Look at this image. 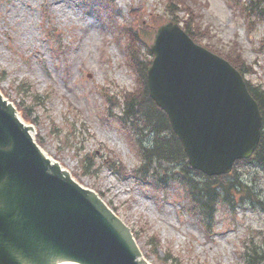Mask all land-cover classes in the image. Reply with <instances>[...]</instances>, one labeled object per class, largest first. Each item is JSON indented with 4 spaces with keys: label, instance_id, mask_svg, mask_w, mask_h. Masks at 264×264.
<instances>
[{
    "label": "rangeland",
    "instance_id": "1",
    "mask_svg": "<svg viewBox=\"0 0 264 264\" xmlns=\"http://www.w3.org/2000/svg\"><path fill=\"white\" fill-rule=\"evenodd\" d=\"M189 2L207 34L201 44L264 89V19L241 14L245 0ZM169 14L164 0H0V92L26 111L43 152L131 227L151 264H247L249 248H264V171L234 165L249 198L218 201L205 221L170 180L177 162L156 170L153 159L154 178L141 170L144 148L156 153L148 128L122 124L128 94L141 101L149 46L156 27L175 20ZM159 179L169 187L156 189Z\"/></svg>",
    "mask_w": 264,
    "mask_h": 264
},
{
    "label": "water",
    "instance_id": "2",
    "mask_svg": "<svg viewBox=\"0 0 264 264\" xmlns=\"http://www.w3.org/2000/svg\"><path fill=\"white\" fill-rule=\"evenodd\" d=\"M147 91L190 168L226 175L259 145L261 117L243 76L178 24L157 29ZM0 93V264H150L132 230L34 141Z\"/></svg>",
    "mask_w": 264,
    "mask_h": 264
},
{
    "label": "trees",
    "instance_id": "3",
    "mask_svg": "<svg viewBox=\"0 0 264 264\" xmlns=\"http://www.w3.org/2000/svg\"><path fill=\"white\" fill-rule=\"evenodd\" d=\"M167 12L171 13L169 16L175 19L173 22H178L183 25L184 31L189 34V36L194 40V42L201 43L200 41H204L207 39V34L201 28L200 22L196 20V18L192 17V13L194 14L193 8L194 6H190L189 0H165ZM245 3L241 4L239 9L241 14L249 15L248 9H251L252 12L261 19H264V0H245ZM182 12L183 17L178 19V14ZM205 45V44H204ZM206 48H209L205 45ZM210 49V48H209ZM216 52V51H213ZM228 61L234 65L239 72L238 62L232 61L228 56H225ZM146 69L143 68V72L145 73ZM242 74V72H241ZM142 79V78H141ZM144 80V78H143ZM146 84L144 80V87L142 88V98L140 102L130 99V94L124 100L123 105V116H122V124L125 122L132 123V127L135 129L139 126L136 125V120L140 121L144 127L142 126L139 129L144 130L148 128L150 131V135L154 136V141L156 143V153L153 155L150 154L152 150L144 148V152H141L142 166L141 170L151 171L152 176L157 177L152 169V160L156 159L157 162L156 170H160L159 166L163 165L164 167H169L166 165L173 164V162H177V165L180 166V171L178 172H170L169 175L171 182L172 180H176L179 186H183L186 188L187 196L192 202L193 205L198 207V211L205 221H210L213 218L215 212V206L217 202L225 199L230 200L232 205H239L236 199L240 197L249 198L250 193L248 188L244 187V182L240 176L241 173H238L233 170L230 174L224 176H215V177H207L200 174L198 171L192 170L189 168L187 163V158L184 155L183 148L179 144L175 135L172 134L170 129V124L168 123L167 117L162 111H160L155 104L150 100L148 96V92H146ZM250 92V95L256 101L258 105V109H260L261 120H262V134L259 140V146L253 152V155L248 161H244V163H252L253 165L261 168L264 171V89L261 88H251L249 85L247 86ZM141 97V95H140ZM141 104V105H140ZM21 112L23 119L28 122L32 120L29 119L26 111L24 109L18 108ZM143 119L139 120L137 115H140ZM135 133L136 130H134ZM156 136V137H155ZM165 137V138H164ZM160 138L164 139V143H158ZM172 147H169V145ZM167 145V146H166ZM153 147V146H152ZM154 149V147H153ZM160 152V153H158ZM87 158H85L84 162ZM241 163V162H237ZM193 175V176H192ZM160 176L166 180L164 177V173H160ZM139 179V177H138ZM164 180L159 179L158 181L153 182L154 187L156 189H166L169 187L171 182H163ZM225 203V201H223ZM210 222H208L210 224ZM247 259L250 258L247 264H264V248H258L253 246L249 248L246 253Z\"/></svg>",
    "mask_w": 264,
    "mask_h": 264
},
{
    "label": "bare ground",
    "instance_id": "4",
    "mask_svg": "<svg viewBox=\"0 0 264 264\" xmlns=\"http://www.w3.org/2000/svg\"><path fill=\"white\" fill-rule=\"evenodd\" d=\"M164 138H165V137H164ZM258 146H259V145H258ZM182 147H183V146H182ZM256 149H257V148H256ZM256 149H255V150H256ZM255 150H254V151H255ZM252 154H253V153H252ZM251 157H252V156H251ZM251 157H249L248 159H250Z\"/></svg>",
    "mask_w": 264,
    "mask_h": 264
}]
</instances>
